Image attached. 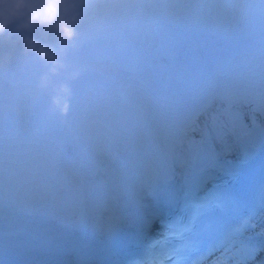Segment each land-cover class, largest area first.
Wrapping results in <instances>:
<instances>
[{"label": "snow or ice", "instance_id": "obj_1", "mask_svg": "<svg viewBox=\"0 0 264 264\" xmlns=\"http://www.w3.org/2000/svg\"><path fill=\"white\" fill-rule=\"evenodd\" d=\"M149 198L166 218H145L143 231L114 229L107 264H193L209 240L231 264L257 261L264 254V137L241 144L234 159H220L214 149L187 158L182 172L170 170Z\"/></svg>", "mask_w": 264, "mask_h": 264}, {"label": "bare ground", "instance_id": "obj_2", "mask_svg": "<svg viewBox=\"0 0 264 264\" xmlns=\"http://www.w3.org/2000/svg\"><path fill=\"white\" fill-rule=\"evenodd\" d=\"M177 15L173 16V14L170 16L172 18V23H175L179 18V11L180 8L178 7ZM170 11L167 12V14ZM169 15V14H168ZM167 15V20H168ZM206 15L203 16L205 18ZM256 28L257 26L254 25ZM192 28H188L187 31H190ZM200 33H198V36H201L200 40H202V37L204 36L207 44H210L208 46H212L216 44H220L221 40H214L213 36L203 34L205 31H208V28H200L198 29ZM184 33V32H182ZM98 39L95 36H86L85 39ZM84 41V40H83ZM82 41V42H83ZM203 43H206L203 41ZM237 44L229 45V47L224 51V54H231L233 51H235L240 44L236 42ZM191 45L196 46L197 48H203V45H197L196 43H190ZM141 49H147L148 51L143 53L144 55L148 54H160L164 57L159 58L158 63L163 64V73L159 74L160 80L156 77L154 72H152L151 69H146L143 64H141V61L146 62L147 64H152L151 58H144L141 56V53H138L136 58H132L128 56L126 59V62L123 67V70H125V73H112V74H106L100 75L101 79L104 81H107L108 84H104L93 75H90L88 73H84L83 75H80L78 79H81L82 82H84V88L88 90H94L101 92L103 96H106V103L109 104L112 111H118L122 110L125 112L127 110L126 106L124 105V99L121 96V92L116 90L115 88H119L121 91H126L127 94H130L132 97H136V100L142 101V106H155V110L158 111V113L164 114L165 108H167V102L165 101L162 103L161 106L156 105L155 103V95L154 93L159 92L162 88L167 87L170 89V92H168V95L173 99L178 97L181 99L184 103L193 104L196 102H207L208 96L206 95V91L202 90L201 85L199 83V78L196 77L194 74L195 72L199 71L201 66H206L209 63V60L206 59L205 62L202 61L201 64L196 63L194 60L196 59L195 56L192 54L188 56V54L183 49L178 48H171L169 52L160 50V49H153L150 51L147 47L141 46V44L138 45ZM158 47V46H157ZM170 47V46H169ZM134 48V47H131ZM138 48V47H136ZM107 49V48H106ZM205 49V48H204ZM222 50V49H220ZM206 52V50H204ZM105 54V60H109L110 58V51L107 49ZM128 53V50L126 52H123V54ZM223 56V54H220ZM110 61V60H109ZM193 62L194 65L191 66H182L180 63ZM219 62V61H217ZM112 66V65H111ZM113 67V66H112ZM166 68H171L173 75L175 78H177L178 83L175 84L171 82L169 78H167ZM26 66L20 67L19 70H15L12 72V75L16 77H20V73L24 74L31 70H26ZM214 69V68H213ZM210 69V70H213ZM26 70V72H23ZM185 71H188L186 73ZM48 73V68H41L32 70L31 75L27 76V80L29 83L31 81H37L35 83L36 85H40V79L42 76ZM129 74L126 75V74ZM141 76L145 77L146 79L150 78L152 79L151 87L145 88L148 86V79L145 81ZM134 79L141 80L142 83L135 82ZM256 80V78H250L246 80V83L253 84V82ZM23 83L28 86L29 83L26 84V80H23ZM69 84V82H65ZM236 81H231L226 86L232 87L236 84ZM51 84L49 88L44 89L42 93H36L32 94L30 98L31 107H30V113L33 114L34 117L38 119V121L33 122H27L28 127L33 128L37 127L40 131L37 132L40 134L43 138H46L52 146L57 148L56 155L53 157L48 156V154H45V156L48 159V163L50 166L51 171L47 173L45 170L41 168L40 163H33L32 170H34L36 173L38 171H41L44 175L48 176L50 175V179H56L57 176L62 172L66 171L67 166L71 163L76 164L81 170L87 172L89 170V160H97L95 157L96 152L103 153L106 156V159H110L112 161L116 160L117 157L113 156L111 154V151H107L105 148H103L104 143H108V139L103 135H96V136H89L81 130L80 125L77 124L76 119H72L68 122H65V119H67L70 116V111L66 116H62L58 114L59 119L63 120V122L58 121L57 118L52 119L51 112L49 111L50 106V96L47 95V91L53 89L54 87L59 86L61 83L58 82L57 78H53L51 81ZM31 86V85H29ZM176 94V95H175ZM124 102V103H123ZM99 104L96 105V108H102L101 107V101L98 102ZM73 114L76 115V112ZM107 116H110L111 113H106ZM32 116V115H31ZM29 116V117H31ZM32 118V117H31ZM92 122L97 126L100 125L99 121L92 120ZM111 124V122H110ZM113 126V124H111ZM76 133H79V137L76 136ZM109 146L111 147V143H109ZM98 155V154H96ZM23 160H26V156L23 153V156H21ZM74 158H77V161H74ZM55 159V161H54ZM84 176H87L84 172H82ZM37 191V187L29 186L25 190V200L26 199H32ZM62 226V223L53 221V220H46L44 218L39 219L38 221H33L31 223H27L24 227H22V230L24 231L23 234H27L28 237L32 236L34 232L37 231L38 227L45 228L47 231H50L51 233H54L57 235H60L59 230ZM258 230V229H257ZM37 233V232H36ZM69 238V234L61 235L59 239L57 238L53 239L50 242H54V245H56L58 248L62 247L64 244L63 239ZM19 239H22V236L19 237ZM29 239V238H28ZM27 239V240H28ZM31 240V239H30ZM43 245H48L49 242H39ZM55 247V246H52ZM19 249H25L19 247ZM67 252L68 249H65ZM67 254H62L61 257L58 259V261L64 260ZM45 252H36L31 254L30 256H27L26 254L19 253L18 256L14 253L11 254L8 257L1 256L0 255V264H40L39 262L43 260L46 257ZM264 259V256H258L257 261ZM17 261L18 263H15ZM257 261H250L249 264H257ZM62 263V262H61ZM204 264H231V261H225L224 260V253L218 256H215L214 258H211V260L205 262Z\"/></svg>", "mask_w": 264, "mask_h": 264}, {"label": "clouds", "instance_id": "obj_3", "mask_svg": "<svg viewBox=\"0 0 264 264\" xmlns=\"http://www.w3.org/2000/svg\"><path fill=\"white\" fill-rule=\"evenodd\" d=\"M87 0H0V41L19 37L25 55H35L48 66L40 87L47 89L52 77L67 69L62 56L75 44L78 27L84 19ZM42 30L55 35L57 47L37 39L34 32ZM0 57V67L5 63ZM79 72L72 73L76 79ZM72 89L67 83L53 88L50 112L66 116L71 107Z\"/></svg>", "mask_w": 264, "mask_h": 264}, {"label": "rangeland", "instance_id": "obj_4", "mask_svg": "<svg viewBox=\"0 0 264 264\" xmlns=\"http://www.w3.org/2000/svg\"><path fill=\"white\" fill-rule=\"evenodd\" d=\"M172 35H173V34H172ZM8 125H9V123H8L7 120H5V119L2 120L1 123H0V130H1V129H2V130L7 129Z\"/></svg>", "mask_w": 264, "mask_h": 264}, {"label": "water", "instance_id": "obj_5", "mask_svg": "<svg viewBox=\"0 0 264 264\" xmlns=\"http://www.w3.org/2000/svg\"><path fill=\"white\" fill-rule=\"evenodd\" d=\"M88 55L91 57V52H88ZM90 61H94L93 59H90Z\"/></svg>", "mask_w": 264, "mask_h": 264}]
</instances>
